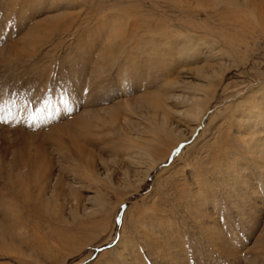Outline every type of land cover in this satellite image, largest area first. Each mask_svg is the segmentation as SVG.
Listing matches in <instances>:
<instances>
[{
	"label": "rangeland",
	"instance_id": "obj_1",
	"mask_svg": "<svg viewBox=\"0 0 264 264\" xmlns=\"http://www.w3.org/2000/svg\"><path fill=\"white\" fill-rule=\"evenodd\" d=\"M183 11L179 2L171 0H0V115L4 117L0 121V249L6 244L5 232L12 233L11 224H18L15 218L20 214L21 221L29 220L40 227L41 238L59 248L47 262L39 258L38 250L29 253L24 249V260L17 259L10 250H2L0 264H264V186L249 165L244 172L249 179L243 185L242 159L237 160L234 172L219 176L221 162L217 164L216 158L234 147V125L227 117L237 116L239 111L231 109V113L230 108L239 109L245 95H250L247 98L253 99L254 105L260 103L264 28L249 23L247 28L231 29L230 35L238 37L236 45L220 42L214 46L230 56L220 58L223 80L215 82L218 86L209 111L190 134L194 122L179 118L178 113L187 109L185 103L194 93L192 89L204 82L199 70L206 72L210 66L203 55L208 44L200 41L205 32L203 24L196 12L185 19ZM130 16L152 29H160L162 20L169 19L171 25L190 29L193 41L203 50L195 56H186L190 52L179 56L173 48L159 46L151 34L140 31L131 36ZM120 22L128 25L127 32L121 31L125 37L119 35L112 40L114 45L105 44L107 36H118L115 27ZM151 99L166 102L165 112L169 111L177 130L186 135L178 140L179 144L175 140L162 141L159 152L173 149L144 185L134 190V182L144 176L146 166L137 164L136 150L129 149V143L139 146L149 136L153 113L147 103ZM261 103L264 107V100ZM228 151L231 155L234 149ZM130 154L136 157L135 163L129 162ZM47 169L48 175L56 178L55 184H49L59 199L56 207L61 213L56 217L42 209H52L56 199H47L46 190L39 201L34 200L43 186L35 177ZM192 169L200 177L210 175L208 185L212 188V192L209 188L205 191L210 204L200 205L199 224L184 207L179 208L175 194L185 183L191 184L193 177L196 179L189 171ZM100 198L105 202L103 210L97 207ZM153 201L159 222L150 217L144 229L141 216ZM94 209L96 217L90 218L87 213H94ZM84 221L89 222L85 225ZM93 222L101 228L98 230L97 225L91 229L88 224ZM69 238L75 244L62 249L61 240ZM121 238L128 253L118 245Z\"/></svg>",
	"mask_w": 264,
	"mask_h": 264
},
{
	"label": "bare ground",
	"instance_id": "obj_2",
	"mask_svg": "<svg viewBox=\"0 0 264 264\" xmlns=\"http://www.w3.org/2000/svg\"><path fill=\"white\" fill-rule=\"evenodd\" d=\"M124 1V0H123ZM137 1V0H136ZM173 2H179L182 8V13H185V19L187 18H191L192 15L194 13H191L192 11L196 12L198 14L199 19L202 22V26L204 29V34L203 36H201L200 41H203L204 43H207L208 45V50H206L203 55L205 56L204 59L206 61V64L208 65V70H206V72L199 70V74H200V78L201 80H203L204 82H206V84H198L192 89L194 91V93L192 94L191 98L189 96V99L186 101L185 104L188 103L187 109L183 112L178 113L179 118H183V120H186L187 122L189 121L194 122V126L192 127L190 134L193 133L196 128L198 126L201 125V121L202 118L205 116L206 111L209 108V103L210 100L212 99L214 93H215V89H217V86L220 82H222L223 80V64L221 63L222 59H220L221 57L224 56H230L228 51L223 50L222 48L220 49H216L214 46L220 42H226L229 45H231L232 47L234 45H236L237 43V36L234 35H230V31H232L231 29H237L240 30L241 28H247L249 23H251L254 26H258L261 28H264V0H171ZM122 2V1H121ZM134 2V1H133ZM147 2V1H146ZM157 2V1H156ZM155 2V3H156ZM124 3V2H123ZM135 3V2H134ZM138 3V2H137ZM140 3V1H139ZM138 3V4H139ZM102 5V4H101ZM105 5V4H104ZM120 5V4H119ZM134 5V4H133ZM159 5V3L157 4ZM161 5V4H160ZM123 6V5H122ZM114 7V6H113ZM132 7V6H131ZM135 7V6H134ZM137 7V5H136ZM120 8V7H119ZM124 8V7H123ZM157 8V7H156ZM159 8V7H158ZM113 9V8H112ZM141 9V8H139ZM115 10V9H114ZM110 11V10H108ZM112 11V10H111ZM110 11V12H111ZM133 11V10H132ZM131 11V12H132ZM95 12V11H94ZM109 12V13H110ZM130 12V11H129ZM105 13V12H104ZM108 13V14H109ZM115 13V12H114ZM128 13V12H127ZM166 13V12H165ZM99 14V13H97ZM162 14V13H161ZM169 14V13H168ZM95 15V14H93ZM106 15V14H105ZM127 15V14H126ZM91 16V15H90ZM97 16V15H96ZM116 16V15H115ZM152 16V15H151ZM161 16V15H160ZM159 16V17H160ZM139 17V16H138ZM103 18V17H102ZM127 18V17H126ZM129 18L133 19L130 20L132 22V25L129 29V34L131 36H135L138 35V33L140 31H143L144 34H148V35H152L151 37L154 39H156V41L160 42L159 46L163 45L162 47H170L173 48L174 50H176V52L178 53L179 56L181 55H186V52H190L189 55L186 56H191L194 54V56L196 54L199 53V51L203 50V48H199L200 43L198 42H194L193 41V37L192 35L189 33L190 29H188L189 31L180 29L179 26H175V25H171V20L166 19L165 21L162 20L161 22V26L160 29H158V27L155 26V29H152L148 26L145 25V27H143L142 23L138 22L137 20H134V16H130ZM99 19V18H98ZM108 19V18H107ZM110 19V18H109ZM124 19V18H123ZM139 19V18H138ZM143 19V17H142ZM141 19V20H142ZM157 19V18H156ZM117 18H115V22H116ZM144 20V19H143ZM159 20V19H158ZM168 20V21H167ZM198 20V21H200ZM109 21V20H108ZM156 21V20H155ZM174 21V20H173ZM179 21V20H177ZM197 21V20H196ZM96 22V21H95ZM146 19H145V23H146ZM158 23V22H157ZM194 23V22H193ZM198 23V22H197ZM111 24V23H110ZM181 24V23H179ZM200 24V23H199ZM250 24V25H251ZM106 25V24H105ZM112 25V24H111ZM188 25V24H187ZM185 26V25H184ZM101 27V26H100ZM128 25L126 23L120 22L118 24V26H116V33L118 36H113V35H109L107 36V40H105V44L108 45H114V42H112V40L117 39L118 37H125V33L121 32L122 30H126V32L128 31L127 29ZM188 27V26H186ZM105 28V27H104ZM185 28V27H184ZM199 28V27H197ZM113 29V28H112ZM195 29V28H194ZM96 31V30H95ZM251 31V30H250ZM113 33V32H112ZM236 33V32H235ZM199 34V33H198ZM202 34V33H201ZM104 35V34H103ZM120 35V36H119ZM147 35V36H148ZM196 35V34H195ZM98 36V35H97ZM145 36V35H143ZM141 36V37H143ZM150 37V38H151ZM135 38V37H134ZM147 38V37H146ZM237 38V39H236ZM100 39V38H99ZM126 40V39H125ZM138 40V39H137ZM134 41V39H133ZM240 41V40H238ZM123 42V41H122ZM121 42V43H122ZM119 43V42H118ZM141 44V42H139ZM132 44V43H131ZM135 44V43H134ZM146 44V43H145ZM210 44V45H209ZM101 45V44H100ZM120 45V43H119ZM137 45V44H136ZM144 45V44H143ZM228 46V45H227ZM112 47V46H111ZM133 47V46H132ZM201 47V46H200ZM206 47V46H205ZM97 48V47H96ZM103 48V47H102ZM120 48V47H119ZM129 48V46L127 47ZM161 48V47H160ZM145 49V48H144ZM166 49V48H165ZM227 49V48H226ZM103 50V49H102ZM110 50V49H109ZM128 50V49H126ZM151 50V49H150ZM159 50V49H158ZM164 50V49H163ZM218 50V51H216ZM229 50V49H227ZM96 51V50H95ZM105 51V50H104ZM149 51V49H148ZM152 51V50H151ZM156 51V50H155ZM97 52V51H96ZM128 52V51H127ZM130 52V51H129ZM231 52V51H230ZM104 53V52H103ZM136 53V52H135ZM138 53V52H137ZM153 53V51H152ZM158 53V52H156ZM155 53V55H156ZM98 54V53H97ZM107 54V53H106ZM109 54V53H108ZM134 54V53H133ZM131 54V55H133ZM142 54V53H141ZM145 54V53H144ZM149 54V53H148ZM163 54V53H162ZM176 54V53H175ZM201 54V53H200ZM206 54V55H205ZM99 55V54H98ZM101 55V54H100ZM116 55V54H115ZM120 55V54H119ZM118 55V56H119ZM126 55V54H124ZM140 55V54H139ZM150 55V54H149ZM165 55V54H164ZM163 55V56H164ZM110 56V54H109ZM112 56V55H111ZM134 56V55H133ZM143 56V54H142ZM147 56V55H146ZM150 57V56H149ZM203 57V56H201ZM114 58V57H113ZM145 58V57H144ZM164 58V57H163ZM181 58V57H180ZM196 58V57H195ZM135 59V58H134ZM147 59V58H146ZM145 59V60H146ZM151 59V58H150ZM165 59V58H164ZM115 60V59H114ZM123 60V59H122ZM131 60V59H130ZM159 60V59H158ZM168 60V59H167ZM166 60V61H167ZM172 60V59H171ZM174 60V59H173ZM176 60V59H175ZM210 60V63H209ZM135 61V60H134ZM187 61V60H186ZM198 61V60H197ZM196 61V62H197ZM148 62V61H146ZM161 62V61H160ZM169 62V61H168ZM191 62V61H190ZM201 62V61H200ZM204 62V61H203ZM126 63V62H125ZM140 63V62H139ZM162 64V63H161ZM187 64V63H186ZM151 65V63H150ZM167 65V64H166ZM202 65V63H201ZM121 66V65H120ZM149 66V64H148ZM171 66V65H170ZM175 66V65H174ZM166 67V66H164ZM203 67V66H202ZM184 68V67H183ZM169 69V68H168ZM177 71V70H175ZM199 80V78H198ZM171 81V80H170ZM215 82H217L215 84ZM175 83V82H174ZM175 86V85H174ZM257 87V86H256ZM255 87V88H256ZM174 89V88H173ZM176 89V88H175ZM244 90V89H243ZM256 91V90H255ZM260 103L258 105H254L252 100L250 98H247L249 96L246 97V95L244 96L243 99V103L241 104V107L239 109L236 108H230L233 109V111L235 112L236 110L239 111L238 115L236 116H232L229 115L227 118H229V120H232L233 122V143H234V147L229 148L228 150L234 149V151H232L231 155H228L227 153L229 152L224 151L223 156L221 155L220 157H216L219 159V161L217 162V164H219L220 169H218L217 174L219 176H225L227 175L229 172L232 173V171L234 172V169L237 166V160L238 159H242V165H241V169H242V181L244 182L243 185H245V181H247V177L245 175L244 172H246L247 166L249 165L250 167H254L255 171L257 172L256 174L259 176L260 179V183H262V185L264 186V107L262 105L261 102H263L264 100V84L260 86ZM243 95V92H239ZM258 92H256L257 94ZM255 94V93H252ZM186 95V94H185ZM188 95V94H187ZM234 95V94H233ZM184 97V96H183ZM236 97V96H235ZM231 98V97H230ZM234 98V96H233ZM239 98V97H238ZM181 99V98H180ZM235 99V98H234ZM233 99V100H234ZM241 99V100H242ZM145 100V99H144ZM227 100V99H226ZM225 100V102H226ZM151 101V102H150ZM148 101V106L149 109L151 110L150 112H152L153 114V118L151 119L152 122L149 125L148 128V133L149 136H147L146 139H144V142L141 145H134V142H130L129 143V149L133 150L135 148V152L137 154V164H145L146 168L144 171V176L140 179V180H136V183L134 185V190H138L140 188L141 185H144L143 183L146 181V179L148 178V176L150 174H152L151 172L154 171V168L157 166L158 163H160L161 161H163L164 159L167 158L168 154L171 152V150L173 148H170L168 150L167 153H162L159 152V150H157L162 144V141L166 140H175V143L179 144L178 140H182L185 137V133L181 130H177L178 127H176V124L170 119L169 117V111L165 112V110H168V107L166 105L165 101H162L161 99H158L157 101L155 100H150ZM256 101V100H255ZM234 103V101H232ZM259 102V101H258ZM239 103V104H240ZM224 104V103H223ZM227 104V103H226ZM225 104V105H226ZM237 103H235L236 105ZM238 104V105H239ZM224 105V106H225ZM229 105V103H228ZM231 106V105H230ZM185 107V106H184ZM229 109V108H228ZM209 111V110H208ZM229 111V110H228ZM176 112V111H175ZM171 113V112H170ZM173 113V112H172ZM220 113V112H219ZM228 113V112H227ZM225 114L226 116L228 114ZM232 113V110H231ZM174 114V113H173ZM216 114V113H215ZM224 115V113H223ZM222 115V116H223ZM210 117V116H209ZM213 118V117H212ZM215 118V117H214ZM224 118V117H221ZM226 119V118H224ZM126 122V120H124ZM219 122V121H218ZM222 122V121H221ZM127 124V123H126ZM217 124V123H216ZM218 126V125H217ZM210 128V127H207ZM214 128V126H213ZM226 128V127H225ZM220 129V127H219ZM210 130V129H209ZM225 131H228V129ZM212 132V131H211ZM206 133V132H205ZM208 134V133H206ZM208 137V136H207ZM139 138V137H138ZM206 138V137H205ZM212 139V138H210ZM131 141V140H130ZM178 141V142H177ZM212 143V141H211ZM209 144V143H208ZM205 145V143L203 144ZM214 145H216V142H214ZM221 145V144H220ZM229 145V143H228ZM230 146V145H229ZM208 147V146H206ZM211 147V146H210ZM213 147V146H212ZM216 147V146H215ZM204 148V147H203ZM214 148V147H213ZM200 149V147H199ZM220 149V146H219ZM80 151V149H78ZM128 150V149H127ZM214 150V149H213ZM129 151V150H128ZM132 152V151H131ZM153 152H155L157 154V157L154 156ZM158 152V153H157ZM208 152V151H207ZM216 152V151H214ZM221 152V151H220ZM80 153V152H79ZM159 154L161 155V157H159ZM202 154V153H201ZM217 154V153H216ZM230 154V153H229ZM197 155V154H195ZM218 156V155H217ZM194 157V156H193ZM198 157V155H197ZM135 156L131 154L129 155L128 159L130 160V163H135ZM202 158V156H201ZM215 158V157H214ZM215 158V159H216ZM143 160V161H140ZM199 159V158H198ZM135 160V162H133ZM190 160V159H189ZM194 160V159H193ZM165 161V160H164ZM163 161V162H164ZM167 161V160H166ZM187 161V160H186ZM200 161V160H199ZM198 161V162H199ZM210 161V160H209ZM208 161V163H210ZM240 161V160H239ZM212 162V161H211ZM213 162H216L213 159ZM118 163V162H117ZM192 163H194V161H192ZM197 163V162H196ZM200 163V162H199ZM205 162H203L204 164ZM207 163V165H208ZM216 164V165H217ZM134 165V164H133ZM196 165V164H195ZM205 165V164H204ZM211 166V165H210ZM213 166V165H212ZM240 166V165H239ZM187 169H189V164H186ZM206 167V166H205ZM209 166H207L208 168ZM238 167V166H237ZM194 168V167H193ZM86 169V168H85ZM139 169V168H138ZM196 169V167H195ZM209 169V168H208ZM185 170V169H184ZM202 170V169H201ZM206 170V169H205ZM212 170V169H211ZM232 170V171H231ZM87 171V169H86ZM90 171V170H89ZM88 171V172H89ZM186 171V170H185ZM191 171V175L195 176L196 175V179H194L192 182H190L191 184L185 183L183 187L180 188L179 191H175V194H177V197L173 196L174 198L178 199V204H179V208L181 209V207H184V211L188 213L189 217L192 218V220H196V222L199 224L200 221H198L199 217H200V213H201V207L200 205L206 206L208 204H210V198L205 196V191L207 188L211 187L210 185H208V183H210V175H207L206 173V177H200L199 173L195 170H189ZM188 171V172H189ZM215 171V169H214ZM49 170L47 169V171L42 172V174H38L35 177L36 182L41 185L43 184V186L38 188V193L35 196L34 200L35 202L39 201L43 195V191L46 190V195H47V199H52V198H56L54 200V206L52 209H47L45 207L42 206V203L40 205V207L42 209H46L44 211L51 213L52 212V217H56L58 215H60L61 213V209H58L56 206H58L57 204H59V199L57 198L56 195H54V191L51 190V188H49V184L51 182H53L55 184L56 182V178L53 179L54 177H52L51 174L48 175ZM205 172V171H204ZM186 173V172H185ZM190 173V172H189ZM216 173V172H215ZM214 173V174H215ZM230 173V174H231ZM235 173H237V171H235ZM249 173V172H248ZM21 174V173H20ZM19 177L21 178L23 175H20ZM168 174V173H167ZM109 175V174H108ZM163 175V174H162ZM161 175V176H162ZM166 175V174H165ZM169 175V174H168ZM177 175V174H175ZM174 175V176H175ZM199 175V177H198ZM253 175V174H252ZM263 175V177L261 176ZM129 176V175H128ZM127 176V177H128ZM160 176V178H161ZM179 176V175H177ZM218 176V177H219ZM234 176V175H233ZM251 176V175H249ZM18 177V178H19ZM87 177V176H86ZM159 177V176H158ZM163 177V176H162ZM176 177V176H175ZM185 177V176H184ZM227 177V176H226ZM232 177V176H231ZM94 177H92L93 179ZM167 178V177H166ZM180 178V177H179ZM215 178V177H214ZM110 179V178H109ZM173 179V178H172ZM191 179V178H190ZM235 179V178H234ZM232 177V180H234ZM252 179V178H251ZM255 179V178H254ZM24 180V179H23ZM51 180V181H50ZM107 180V179H106ZM130 180V179H129ZM174 180V179H173ZM223 180V179H222ZM238 180L235 179V181ZM111 181V180H110ZM134 181V180H133ZM195 181V182H194ZM214 181V180H213ZM239 181V180H238ZM237 181V182H238ZM250 181V180H249ZM128 182V181H127ZM180 182V179L179 181ZM186 182H189L188 180ZM223 182V181H221ZM98 183V182H97ZM102 183V181L100 182ZM106 183V182H105ZM133 183V182H132ZM236 183V182H235ZM28 183H26L27 185ZM130 185L131 182L129 181ZM181 184V183H180ZM239 184V183H238ZM241 184V183H240ZM97 185V184H96ZM103 185V184H102ZM101 185V186H102ZM108 185V184H106ZM105 185V186H106ZM167 185V184H166ZM191 185H195V187H191ZM228 185V184H227ZM98 186V187H101ZM110 186V185H109ZM208 186V187H205ZM229 186V185H228ZM238 185H235V187ZM28 188V187H27ZM97 188V187H96ZM107 188V187H106ZM110 188V187H109ZM108 188V189H109ZM115 188V187H114ZM113 188V189H114ZM101 189V188H100ZM104 189V188H103ZM102 189V190H103ZM112 189V190H113ZM128 189V188H127ZM36 190V189H35ZM111 190V189H110ZM175 190V189H174ZM209 190L212 192V188H209ZM227 190V189H226ZM97 191V190H96ZM105 191V190H104ZM109 191V190H107ZM106 191V192H107ZM100 192V191H99ZM101 193V192H100ZM105 194V193H104ZM235 194V193H234ZM153 195V194H152ZM226 195V193L224 194ZM101 196V195H100ZM236 196V195H234ZM24 197V196H23ZM105 197V196H104ZM155 197V196H154ZM30 198V197H29ZM60 198V197H59ZM99 198V197H98ZM237 198V197H236ZM96 199V198H95ZM105 199V198H104ZM107 199V198H106ZM176 199V200H177ZM24 200V199H23ZM26 200V199H25ZM108 200V199H107ZM162 200V199H161ZM33 201V199H32ZM94 201V200H93ZM100 202L98 207V210H103L106 206L103 207V205H105L103 198H100V200H97V202ZM144 201V200H142ZM157 201V200H156ZM156 201L152 202V204L148 207L146 206V209L144 214H142L141 216V227L146 229V224L150 223L152 219H156L157 218V213H156ZM171 201V200H170ZM175 201V200H174ZM173 201V202H174ZM107 202V201H106ZM160 202V201H159ZM167 202V201H165ZM28 203V202H27ZM24 203V204H27ZM145 203V202H144ZM44 204V203H43ZM53 204V203H52ZM95 204V203H94ZM149 204V203H148ZM30 205V203H29ZM28 205V206H29ZM107 205V204H106ZM140 205V204H139ZM143 205V202H142ZM163 205V203H162ZM174 205V203L172 204ZM23 206V205H22ZM25 206V205H24ZM39 206V204H38ZM37 206V207H38ZM47 206V205H46ZM175 206V205H174ZM203 206V207H204ZM32 207V206H31ZM29 207V209L31 208ZM118 207V206H117ZM165 207V206H164ZM24 208V207H23ZM60 208V207H59ZM103 208V209H101ZM162 208V207H161ZM173 208V207H172ZM205 208V207H204ZM34 209V208H33ZM32 209V210H33ZM138 209V208H137ZM169 209V208H168ZM207 209V208H206ZM31 210V211H32ZM36 210V209H34ZM182 210V209H181ZM30 211V212H31ZM92 211V210H91ZM21 212V210L19 211ZM26 212V211H25ZM88 212V211H87ZM93 212V211H92ZM89 212L87 214H90L89 217H96V212L97 209H94V213ZM140 212V210H139ZM32 213V212H31ZM37 213V212H36ZM104 214V212H102ZM203 213V212H202ZM20 214V213H19ZM75 214V213H74ZM140 214V213H139ZM138 214V215H139ZM18 215V214H17ZM38 215V214H37ZM50 215V214H49ZM109 215V214H108ZM141 215V214H140ZM139 215V216H140ZM183 215V214H182ZM31 216V215H30ZM88 216L85 214V217ZM167 217V215H165ZM21 218V214L15 218L18 221V224L16 222L12 223V227L14 230H12V233L5 232L6 235H4L5 238H3V242L5 240L6 244H4V248L0 249V252L3 250V252H6L8 250H10L13 254H15L16 257H18L17 259L19 260H24L22 253L23 250L25 249L26 252H34L35 250H38L37 255L39 256V258L45 262L50 261L51 257L54 256V253H56V251L59 249L57 248L55 245H53L52 243L47 242L45 239H42L40 236V227L34 226L32 224L29 223V220H24L23 217V221L20 220ZM34 217V215H33ZM36 217V216H35ZM84 217V218H85ZM88 217V219H89ZM132 217H134V215H132ZM152 219H151V218ZM38 218V217H37ZM139 218V217H138ZM185 218V217H184ZM190 218V219H191ZM202 218V216H201ZM14 219V218H13ZM62 219V218H61ZM160 219V217H159ZM80 220V219H79ZM82 220V219H81ZM91 220V219H90ZM99 220V219H98ZM103 221V219H101ZM203 220V219H202ZM58 221H61L60 219ZM100 221V220H99ZM101 221V222H102ZM140 221V220H139ZM157 222H159L158 219H156ZM13 222V221H12ZM62 222V221H61ZM83 222V221H82ZM86 221H84L85 224ZM89 222V221H88ZM87 222V223H88ZM135 222V221H134ZM143 222V223H142ZM162 222V220H161ZM170 222V221H169ZM172 222V221H171ZM194 222V221H193ZM195 222V223H196ZM11 223V222H10ZM73 223V221L71 222ZM86 223V224H87ZM136 223V222H135ZM139 223V222H138ZM137 223V224H138ZM81 224V223H80ZM85 224V225H86ZM98 222H93V223H89L88 225H90L91 229L96 228V226L98 225ZM102 224V223H101ZM64 225V224H62ZM61 225V226H62ZM84 225V226H85ZM184 225V224H183ZM68 226V225H67ZM76 226V225H75ZM132 226V224H131ZM135 226V225H134ZM137 226H140L137 225ZM136 226V227H137ZM66 227V226H65ZM86 227V226H85ZM83 227V228H85ZM100 225H98V230L101 228H99ZM135 227V228H136ZM140 227V228H141ZM3 228V227H2ZM11 228V227H10ZM87 228V227H86ZM139 228V227H138ZM152 228V227H151ZM72 229V227H71ZM74 229V227H73ZM91 229H88V231H90ZM143 229V231H144ZM84 230V229H83ZM137 230V229H135ZM85 231V230H84ZM92 231V230H91ZM87 232V230H86ZM132 232V231H131ZM3 231L0 229V234H2ZM129 233V232H128ZM154 234H152L153 236ZM127 236V235H125ZM155 236V235H154ZM63 237V236H62ZM130 237V236H128ZM156 238V237H155ZM154 240V239H153ZM63 241V244H59L60 247L66 248L68 246H72L75 243L73 241L75 240H71L70 238L67 239V241L61 240ZM1 242V241H0ZM77 243V242H76ZM42 244V245H41ZM152 244V243H151ZM165 244V243H164ZM118 245L121 247V249L125 252L127 251L126 246H125V242L124 240L121 238L118 242ZM150 245V244H149ZM148 245V246H149ZM154 247V246H153ZM60 248V249H61ZM114 252L116 251L115 249H113ZM154 252V251H153ZM2 253V252H1ZM128 253V251H127ZM164 253V252H163ZM8 254V252H7ZM115 254V253H114ZM122 254V253H121ZM56 255V254H55ZM59 255V254H57ZM131 255V252H130ZM115 256V255H114ZM118 257V256H117ZM120 257H122V255H120ZM128 257V256H127ZM124 258V257H123ZM115 259V258H114ZM66 260V259H65ZM130 260V259H129ZM116 261V260H115ZM126 262V261H125ZM141 262V261H140ZM35 263V262H34ZM132 263V262H131ZM105 264V263H104ZM128 264V262L126 263ZM133 264V263H132Z\"/></svg>",
	"mask_w": 264,
	"mask_h": 264
},
{
	"label": "snow or ice",
	"instance_id": "obj_3",
	"mask_svg": "<svg viewBox=\"0 0 264 264\" xmlns=\"http://www.w3.org/2000/svg\"><path fill=\"white\" fill-rule=\"evenodd\" d=\"M2 111H3V107H0V112H2ZM3 119H4V117L2 115H0V121H3ZM180 147L183 148L184 146L181 145ZM177 151H179V149ZM117 223H120L119 218L117 219Z\"/></svg>",
	"mask_w": 264,
	"mask_h": 264
}]
</instances>
